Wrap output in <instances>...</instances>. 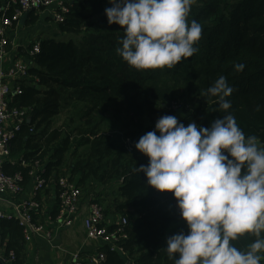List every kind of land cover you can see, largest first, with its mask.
I'll return each instance as SVG.
<instances>
[{
  "label": "trees",
  "instance_id": "obj_1",
  "mask_svg": "<svg viewBox=\"0 0 264 264\" xmlns=\"http://www.w3.org/2000/svg\"><path fill=\"white\" fill-rule=\"evenodd\" d=\"M110 6L108 0H69L64 20L57 22L58 34L40 40L29 78L21 81L22 93L12 101L28 109L12 139L11 152L22 156L26 164L6 165L7 173L21 172L26 181L38 160L44 178L64 176L73 133L53 127V120L75 100L90 101L95 107L125 101L139 117H147L144 133L153 130L163 115H178L185 126L194 121L208 127L224 114L218 110V98L206 91L221 75L233 88L226 97L231 102L228 111L246 137L255 135L264 147V0H195L187 20L202 26L194 45L198 51L172 68L145 70H136L117 54L124 33L118 24H108L104 10ZM37 19L33 13L28 22ZM239 63L243 70L235 69ZM191 104L194 107L187 112ZM89 115L74 129L82 133L77 146H84V153L80 152L67 176L81 191L87 184L120 180L117 192L125 199L114 207L127 218L125 238L116 249L106 247V258L100 264H172L164 250L166 237L172 229L188 231L176 212L174 197L167 192L157 195L144 173L136 170L147 164V156L123 143L121 134L104 133L101 122ZM0 228L6 253L13 249V264H19L21 227L16 220L0 219ZM254 239L245 233L232 243L246 250ZM259 254L264 264V252Z\"/></svg>",
  "mask_w": 264,
  "mask_h": 264
},
{
  "label": "clouds",
  "instance_id": "obj_2",
  "mask_svg": "<svg viewBox=\"0 0 264 264\" xmlns=\"http://www.w3.org/2000/svg\"><path fill=\"white\" fill-rule=\"evenodd\" d=\"M195 0H108V24L124 33L117 54L136 70L172 68L192 57L202 26L187 20ZM236 70H243L242 63ZM224 114L204 127L185 126L175 115H163L141 135L135 148L148 157L147 184L171 193L187 224L166 237L172 264H260L264 252V147L246 137L228 111L233 88L219 76L207 88ZM159 133V134H157ZM255 239L246 250L232 243L238 236Z\"/></svg>",
  "mask_w": 264,
  "mask_h": 264
},
{
  "label": "built area",
  "instance_id": "obj_3",
  "mask_svg": "<svg viewBox=\"0 0 264 264\" xmlns=\"http://www.w3.org/2000/svg\"><path fill=\"white\" fill-rule=\"evenodd\" d=\"M69 0H2L0 3V201L5 200V195L20 194L24 190L25 175L21 172L9 174L4 170L5 163L9 160L12 152V139L20 130L22 123L28 116L26 107L13 105L15 94L22 93L21 81L29 77V69L34 64L35 56L40 52V41L33 42L28 50V57L9 60V47L14 46L15 40L9 35V28L15 23H20L22 16L33 10L53 9V17L56 22L64 20V13L68 10ZM10 58V57H9ZM22 163L26 162L22 159ZM43 166L36 161L29 171V177L33 179L36 190L43 188L47 180L42 175ZM58 198L60 206L58 213L43 223L36 220L34 212L41 202L34 198L12 202L11 210L0 208V219L16 220L22 229L26 241L43 238L53 242L55 234L50 223L58 226H71L76 219L79 202L82 195L81 188L70 180L68 176H59ZM180 211V210H179ZM105 221V209L102 203L93 201L90 205L89 214L84 219V228L88 239L101 240L111 250L119 247L125 238L124 225L127 218L122 216L115 223L114 229L103 224ZM106 258V252H100L90 259V264H100ZM16 260L13 249L0 252V261L10 262ZM78 254H74L68 264H83Z\"/></svg>",
  "mask_w": 264,
  "mask_h": 264
},
{
  "label": "crops",
  "instance_id": "obj_4",
  "mask_svg": "<svg viewBox=\"0 0 264 264\" xmlns=\"http://www.w3.org/2000/svg\"><path fill=\"white\" fill-rule=\"evenodd\" d=\"M43 10H34L30 14H36L38 19L34 23L28 22L30 14L25 20V23H15L9 28V36L15 40L14 46L9 47V57L19 59L20 57H28L27 53L32 44L35 42L43 30H48L42 23L50 14H44ZM58 33V23L52 31V35ZM29 78V77H28ZM22 156L11 154L9 160L5 163L7 165H22ZM4 166V167H5ZM60 176V175H59ZM58 176L52 175L48 178L46 185L36 190L35 183L32 178H29L24 183V190L20 194H6L5 200L0 201V208L4 210H11L12 202H17L28 197H34L41 202L38 209L35 210L34 215L36 220L43 223L49 222L60 206L58 198ZM95 190L87 195H81L79 202V209L76 213V219L71 226H58L57 224L50 223L49 227L53 229L55 237L53 242H49L43 238L26 241L24 237L21 240L22 251L19 264H68L71 262L74 254H78L82 261H90L91 258L98 255L100 252H106V244L101 240L88 239L84 228V219L89 214L90 205L97 199ZM103 205V203H102ZM121 213L115 210V207L108 205L105 214V221L103 222L108 228L112 229L120 218ZM0 228V235L2 234ZM6 241L1 242L0 236V252H6ZM0 264H13L10 262H2Z\"/></svg>",
  "mask_w": 264,
  "mask_h": 264
},
{
  "label": "rangeland",
  "instance_id": "obj_5",
  "mask_svg": "<svg viewBox=\"0 0 264 264\" xmlns=\"http://www.w3.org/2000/svg\"><path fill=\"white\" fill-rule=\"evenodd\" d=\"M50 14L51 17H47L42 23L44 27L48 30H43L38 35L40 37L36 41H40L44 37L53 36L52 31L57 26V22L53 17L54 10L48 9L44 14ZM58 34V33H57ZM56 34V35H57ZM35 41V42H36ZM34 42V43H35ZM33 43V42H32ZM87 100H75L71 101L65 108L62 109V112L57 115L53 120V127H58L62 129L65 133L72 132V145L69 153L66 155V163L62 169V175H70L71 165L76 162L78 155L83 152L84 146H77V141L82 137V133L74 131L77 125L85 123L87 115L94 122H101V127L104 133H116L121 134L123 143L128 147L135 148V142L138 141L139 137L144 134L145 125H147V117H139L133 110V108L128 105L125 101H118L115 103L101 104L98 107L93 106ZM194 107V104L188 105L187 112ZM184 113V112H182ZM178 117V115H177ZM135 139V140H134ZM77 150L78 153L72 154L73 150ZM148 163V161H147ZM147 165V164H146ZM78 177V176H76ZM120 180H113L107 185H93L87 184L82 186V195H87L92 193L95 190V197L102 199L104 209L106 211L107 206H115L117 201H123L125 198L119 196L117 192ZM157 195H162V192L156 190ZM91 195V194H90ZM176 212L179 214V208L177 207L176 200H173ZM175 224L173 226L176 227ZM175 233L173 229L168 233V236ZM167 236V237H168Z\"/></svg>",
  "mask_w": 264,
  "mask_h": 264
},
{
  "label": "water",
  "instance_id": "obj_6",
  "mask_svg": "<svg viewBox=\"0 0 264 264\" xmlns=\"http://www.w3.org/2000/svg\"><path fill=\"white\" fill-rule=\"evenodd\" d=\"M28 16V13H25L23 16H22V19H21V23L24 24L25 23V20Z\"/></svg>",
  "mask_w": 264,
  "mask_h": 264
}]
</instances>
